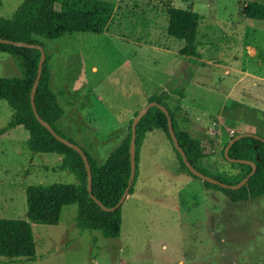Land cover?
Listing matches in <instances>:
<instances>
[{
  "label": "rangeland",
  "instance_id": "1",
  "mask_svg": "<svg viewBox=\"0 0 264 264\" xmlns=\"http://www.w3.org/2000/svg\"><path fill=\"white\" fill-rule=\"evenodd\" d=\"M23 1L0 0V17H12ZM110 1L116 10L105 32L65 33L44 41L52 88L65 110L57 128L102 164L126 139L130 120L147 104L148 95L161 89L162 69L182 68L184 79H195L184 101L191 116L187 108L182 113L174 109L175 102L162 96L163 101L178 111L179 127L201 138L207 154L217 155L216 161L203 159L199 166L213 174H236L238 169L222 157L224 144L249 128L264 137V81L258 87L250 78L264 76V20L243 14L249 1L264 0ZM169 7L192 8L202 15L201 58L166 53L161 63L159 54L147 47L185 45L168 35ZM154 61L159 62L157 74ZM242 68L251 71L247 81L241 79ZM22 74L18 58L0 52V76ZM233 85L235 93L226 99ZM12 113L0 99V128ZM230 120L239 131L217 133L218 124ZM28 138L22 126L0 136V218L27 219L29 185L78 182L59 168L62 155L35 153ZM146 146L145 172L140 159L134 192L122 205L119 237L79 229L78 206L72 204L63 208L57 225L32 223L34 261L0 257V264H264V195L234 202L221 191L204 188L203 180L187 178L177 155L171 158L173 148L161 129L148 134Z\"/></svg>",
  "mask_w": 264,
  "mask_h": 264
},
{
  "label": "trees",
  "instance_id": "2",
  "mask_svg": "<svg viewBox=\"0 0 264 264\" xmlns=\"http://www.w3.org/2000/svg\"><path fill=\"white\" fill-rule=\"evenodd\" d=\"M115 10L116 4L110 0H24L12 17H0V37L40 44L46 48L45 40L57 39L65 33L105 32L114 17ZM243 14L251 19L264 20V3L249 1L244 6ZM167 15L168 35L185 42L179 53L190 59L201 58L198 32L202 15L192 8L179 7H169ZM0 52L9 53L18 58L23 69L22 76H0V99L7 101L13 111L8 125L0 128V136L15 127H24L29 132L27 144L30 150L35 153L62 155L63 161L59 168L73 173L78 181L76 184L52 183L27 186V219L0 218V257L9 260L34 261L37 251L32 223L57 225L60 222L63 208L72 204L78 206L76 225L79 229L97 230L105 237H119L123 225L122 206L113 211H106L95 202L88 191L87 169L82 156L73 148L57 140L34 114L31 104V90L38 73L40 50L0 42ZM48 61L49 56L43 63V72L36 93V106L40 116L50 123L59 134L75 142L57 128V123L63 118L65 110L53 91ZM189 79L188 77L185 79L183 87ZM179 94L183 96V92L180 91ZM151 101H157L169 109L180 145L185 150L189 161L197 169L228 184L239 183L252 171L251 165L230 162L225 156L224 150L229 140L224 144L221 154L232 168L238 169V172L224 176L203 170L198 164L206 158L202 141L179 127L176 111L163 101L162 94L149 96L147 102ZM137 113L138 111L135 112V116ZM132 122L133 119L130 120L129 133L126 139L109 155L104 163H98L84 149L92 169L93 194L108 207L117 204L130 178ZM155 129H161L167 135L179 159L181 169L191 177L200 179L186 167L181 154L175 149L169 133L166 114L154 106L142 117L137 127V171L130 194L134 192L138 177L140 147L147 133ZM229 157L255 161L257 164L256 172L239 189L224 188L203 181L205 188L221 191L234 202L263 196L264 142L254 137L241 138L231 146Z\"/></svg>",
  "mask_w": 264,
  "mask_h": 264
},
{
  "label": "water",
  "instance_id": "3",
  "mask_svg": "<svg viewBox=\"0 0 264 264\" xmlns=\"http://www.w3.org/2000/svg\"><path fill=\"white\" fill-rule=\"evenodd\" d=\"M0 42L2 43H8V44H13L15 46H19V47H25V48H36L39 49L41 52V57H40V61H39V65H38V73L36 76V79L34 81V84L32 86V90H31V104H32V108L34 111V114L36 116V118L40 121V123L45 126L53 136L56 137L57 140H59L60 142L64 143L65 145L73 148L74 150H76L83 158L85 165H86V169H87V175H88V191L91 194V197L95 200V202L101 206L102 209L106 210V211H113L118 209L119 207H121L124 202L126 201V199L128 198L129 194H130V190L133 186L134 180H135V176H136V171H137V159H136V153H137V127L138 124L140 122V120L142 119L143 116H145L149 109L151 107H158L160 108L167 116L168 119V129H169V133L173 142V145L175 147V149L181 154L182 156V160L184 162V164L186 165V167L198 178H200L203 181H208L210 183L213 184H217L220 185L224 188H229V189H239L242 186H244L248 180L250 179V177L256 172L257 170V164L255 161H251V160H243V159H233L231 157H229V150L231 148V146L239 139L244 138V137H254L256 139H259L261 141L264 142V137L258 135L257 133H253V132H241L238 133L236 136H234L232 139L229 140L228 144L225 147L224 150V154L225 156L228 158V160L230 162H236V163H245V164H249L252 166V171L243 179L241 180L239 183L237 184H228L225 183L217 178H214L212 176H209L205 173H203L202 171H200L199 169H197L188 159L187 154L185 152V150L183 149V147L180 145L179 139L177 137V134L175 132L174 126H173V120L172 117L170 115L169 109L157 102V101H151V102H147V104H145L136 114V116L133 118V122H132V135H131V142H130V163H131V174H130V178L127 184V187L122 195V197L120 198V200L117 202L116 205L108 207L106 205H104L94 194H93V190H92V184H93V174H92V169H91V165L89 163V159L88 156L85 152V150L78 145L75 142H72L71 140L67 139L66 137H63L61 134H59L50 123H48L45 119H43L37 109L36 106V93L38 90V86L40 83V79L42 76V72H43V63L46 60L47 54H46V50L45 48L40 45V44H32V43H28V42H24V41H15V40H11V39H3L0 37ZM259 159V158H258Z\"/></svg>",
  "mask_w": 264,
  "mask_h": 264
},
{
  "label": "crops",
  "instance_id": "4",
  "mask_svg": "<svg viewBox=\"0 0 264 264\" xmlns=\"http://www.w3.org/2000/svg\"><path fill=\"white\" fill-rule=\"evenodd\" d=\"M147 47L150 48V49H152V51H154L155 53L159 54L158 57L161 58V63H163L165 61L163 59L166 56V53L180 54L179 53V50H180V48H182V47H180L178 49H175V48H170L168 46H147ZM153 64H154V68H153L154 69V73L157 74V71H158L157 69H159V65H158L159 62H155L154 61ZM197 65L198 66L201 65V63H198ZM162 71L164 72V79H165V81H164L163 85H161V89H159V91L157 93H154V94H162V96H164L165 98L173 101V103L175 102L174 109L179 108V112L181 111L182 113H185V109L187 107H189V105L186 104V103H184V101L187 99V93H188V91H190L191 89L193 90L192 86H193V83H194L195 79L193 80V76L190 77L192 80L189 79L187 81L185 87H183L184 84H185V79H184V76L183 77L181 76L182 75V71H184L182 68H181V71L178 72L177 69H174L170 65H168L165 69L163 68ZM226 72L229 73L230 70L227 69ZM240 72L242 74L241 79L244 77L246 79V81H247V78L252 75L251 74V71L249 69H247V68H242L240 70ZM253 74H254V72H253ZM250 78L253 80V84H255L256 86H258V84H259L260 81H264V76H262V75H257V76L256 75H252V77H250ZM187 84H188V87H187ZM236 87H237V85H233L230 88V91L226 95V99H230L234 95ZM245 89H246V86L245 87H241L240 94H244L243 91ZM180 91L183 92V96L179 94ZM151 95H153V94H151ZM151 95H148V96H151ZM242 97L246 99V96L242 95ZM145 104L146 103H144L142 106H144ZM186 110H187V113H188L187 115L191 116V113H192L191 112V107L190 108H187ZM176 112H178V111H176ZM261 118H264V117L262 116ZM197 119H200V118L197 116ZM233 121L234 120H230V121H228V123L226 122L224 124L223 123L218 124V126H219L218 128L219 129L217 130V133L220 134L224 130L229 131L230 133H232V132L237 133L239 131V129L236 128L237 123L236 122H233ZM249 126H250V124H249ZM157 130H160V129H155V130L149 131L147 133L146 138L144 139L141 147H140L139 160L141 159V161H142V165L143 166L141 167V171L143 173L145 172L144 160L147 157V146H146V142H147V139H148V134L149 133H152L154 131H157ZM252 131L255 132V133L257 132L256 130H253V129H250V128L247 129V131H245V132H252ZM188 132L192 135L191 131H188ZM208 134L212 135V133L209 132V131H208ZM199 139L202 141L201 138H199ZM202 145H203V141H202ZM173 151L174 150H172V156H171V158L173 160H175L176 159L175 158L176 157V154ZM162 152H164V151L162 150ZM204 152L206 153V158L205 159H208V160H211V161H216L218 159L217 155H209V154H207V151H205V150H204ZM169 158H170V156L168 155V159ZM158 165L161 166V167H163L164 170H167V168L164 166V164H162V163L159 162ZM186 177L189 178V179H192L190 175H188ZM244 201H247V200H244Z\"/></svg>",
  "mask_w": 264,
  "mask_h": 264
},
{
  "label": "built area",
  "instance_id": "5",
  "mask_svg": "<svg viewBox=\"0 0 264 264\" xmlns=\"http://www.w3.org/2000/svg\"><path fill=\"white\" fill-rule=\"evenodd\" d=\"M214 125H216V123H214Z\"/></svg>",
  "mask_w": 264,
  "mask_h": 264
}]
</instances>
